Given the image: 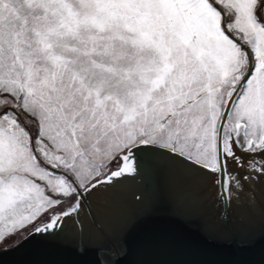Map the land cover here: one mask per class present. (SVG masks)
I'll return each mask as SVG.
<instances>
[{"label": "snow or ice", "instance_id": "obj_1", "mask_svg": "<svg viewBox=\"0 0 264 264\" xmlns=\"http://www.w3.org/2000/svg\"><path fill=\"white\" fill-rule=\"evenodd\" d=\"M150 154L225 215L264 182V0H0V251L47 254Z\"/></svg>", "mask_w": 264, "mask_h": 264}, {"label": "bare ground", "instance_id": "obj_2", "mask_svg": "<svg viewBox=\"0 0 264 264\" xmlns=\"http://www.w3.org/2000/svg\"><path fill=\"white\" fill-rule=\"evenodd\" d=\"M149 159L161 165L158 170L141 166V175L136 179L98 192L90 198L96 222L115 241L118 248L124 249L122 243L127 241L128 236L133 233L132 230L143 225V215H156L160 208L172 205L178 207L174 213L182 220L189 223L188 218L194 216L190 223L196 226L197 232L220 246L227 247L231 244V228L236 232L239 244H252L264 238V182L246 188L239 200L234 199L225 218V214H222L223 205L219 203L214 213L212 212L213 215L209 213L213 223L210 220L202 222L198 219V212L204 210V206L198 204L197 198L202 194L201 189L206 190L208 195L213 193L208 178L179 162L170 161L157 154H150ZM136 196L141 199L137 201ZM248 209L255 214L254 218H251L252 214L244 215L248 213L245 211ZM57 242L77 251L78 245L82 243L84 252L88 253L116 252L95 228L87 210L81 215L80 224L69 221L64 226Z\"/></svg>", "mask_w": 264, "mask_h": 264}, {"label": "water", "instance_id": "obj_3", "mask_svg": "<svg viewBox=\"0 0 264 264\" xmlns=\"http://www.w3.org/2000/svg\"><path fill=\"white\" fill-rule=\"evenodd\" d=\"M174 206V205H172ZM160 208L156 215H143V225L154 226L151 238H146L137 227L123 244L126 254L117 256L114 252H84L54 242L47 254L38 255L29 252L0 251V264H30L41 261L44 264H264V238L256 243L239 244L237 234L232 231L231 244L220 246L200 235L196 227L182 220L174 213L178 207ZM222 214L224 208H222ZM91 222L104 236L109 245L118 249L115 241L98 225L91 210ZM191 222V223H190ZM126 241V242H127Z\"/></svg>", "mask_w": 264, "mask_h": 264}, {"label": "rangeland", "instance_id": "obj_4", "mask_svg": "<svg viewBox=\"0 0 264 264\" xmlns=\"http://www.w3.org/2000/svg\"><path fill=\"white\" fill-rule=\"evenodd\" d=\"M208 191V190H207ZM201 192H202V194H198L199 196H198V198H197V202H198V204H202V207H203V209L204 210H202V211H200V212H198V214H199V221H202V222H205L206 220H210V219H212V218H209V213L211 214V215H213V213H214V211L216 210V208H217V206L219 205V201H217L216 200V198H215V196H214V191H213V193L211 192L210 193V195H208V194H206L205 192H206V190L205 191H203L202 189H201ZM204 194V195H203ZM201 196V197H200ZM208 197V198H207ZM204 198V199H203ZM207 206V207H206ZM246 212H248V213H246V214H244L245 216H249V215H251V218H254L255 217V214L254 213H250V211L251 210H245ZM213 212V213H212ZM252 212V211H251ZM203 215H205V216H203ZM205 217H207V218H205ZM226 217V215H224V218ZM203 218V219H202ZM200 219H202V220H200ZM213 221H215V219H213ZM210 222L211 223H213L212 222V220H210ZM199 226V225H198ZM196 227V226H195ZM211 230V229H210Z\"/></svg>", "mask_w": 264, "mask_h": 264}]
</instances>
